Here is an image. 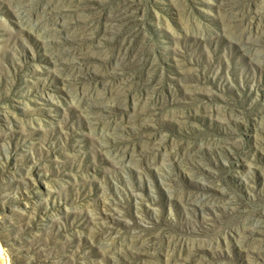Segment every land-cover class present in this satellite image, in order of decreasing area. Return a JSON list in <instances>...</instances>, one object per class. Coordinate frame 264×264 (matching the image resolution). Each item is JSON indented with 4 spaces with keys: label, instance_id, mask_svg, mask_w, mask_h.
<instances>
[{
    "label": "rangeland",
    "instance_id": "374dc122",
    "mask_svg": "<svg viewBox=\"0 0 264 264\" xmlns=\"http://www.w3.org/2000/svg\"><path fill=\"white\" fill-rule=\"evenodd\" d=\"M0 264H264V0H0Z\"/></svg>",
    "mask_w": 264,
    "mask_h": 264
}]
</instances>
